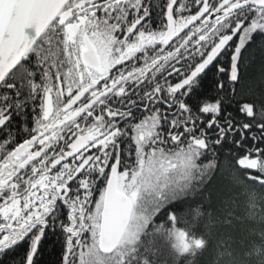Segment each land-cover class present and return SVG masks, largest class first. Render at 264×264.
Returning a JSON list of instances; mask_svg holds the SVG:
<instances>
[{"label": "snow or ice", "instance_id": "obj_1", "mask_svg": "<svg viewBox=\"0 0 264 264\" xmlns=\"http://www.w3.org/2000/svg\"><path fill=\"white\" fill-rule=\"evenodd\" d=\"M205 254L264 264V0H0V264Z\"/></svg>", "mask_w": 264, "mask_h": 264}, {"label": "trees", "instance_id": "obj_2", "mask_svg": "<svg viewBox=\"0 0 264 264\" xmlns=\"http://www.w3.org/2000/svg\"><path fill=\"white\" fill-rule=\"evenodd\" d=\"M225 63L227 62V59L225 58ZM255 73L258 74L259 72V63L257 62L254 70H253ZM209 79H211V75L209 77ZM227 183V178L226 177H222L220 178V180H218V185H222V184H225ZM53 239V237H49V240ZM210 260H211V256L210 254H205L203 257H202V261H203V264H210Z\"/></svg>", "mask_w": 264, "mask_h": 264}]
</instances>
